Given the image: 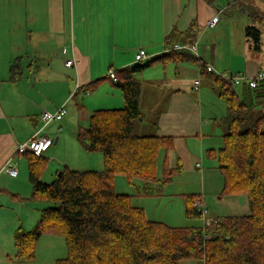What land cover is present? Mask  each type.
<instances>
[{"label":"crops","instance_id":"1","mask_svg":"<svg viewBox=\"0 0 264 264\" xmlns=\"http://www.w3.org/2000/svg\"><path fill=\"white\" fill-rule=\"evenodd\" d=\"M234 1L215 0L210 4L205 0H0V264H26L16 259V235L19 231H32L44 209L31 198L27 157L17 155L18 147L40 129L43 112H56L74 101L68 109L71 117L66 113L63 120L49 123L42 132L43 136L55 138L44 154L48 166L42 178L46 174L51 177L66 167L75 170L74 162L68 161L81 155L88 158L85 153L88 151L76 138L78 130L87 127L91 114L102 109V105L112 102L117 107L124 105L120 91L106 79L108 72L134 66L141 50L147 53L149 60L162 56L166 51V37L174 30L185 34L192 26L196 36L193 43L197 42L202 61L156 62L151 66L155 73L145 70L133 77L141 85L140 107L144 86L156 90L161 87H157L158 84L165 81V88L171 90L158 111L156 126L150 135L173 140V148L160 153L158 176L163 174L165 165L170 170L181 168L165 186L181 185L177 190L181 197H178L176 212L183 214L186 196H195L181 189L190 191L191 182L199 180L196 176L203 186L196 197L203 196L205 191L217 194V187L216 191L210 190L208 182L218 180V164L208 158L207 152L218 151L223 146L227 106L215 93L207 74H200L201 62L220 74L251 77L264 71V39L260 40L258 52L250 50L251 41L244 32L247 26H252L250 11L247 6L237 14L236 10L230 11ZM257 4L264 6L259 0ZM221 8L225 13L220 23L214 28L208 27V22ZM256 8L264 13V8ZM237 15L241 19H236ZM177 39L174 43L184 44L182 39ZM69 60L74 63L66 67ZM187 74L192 75L188 84L168 83L179 81ZM97 80L103 82L94 93L84 90ZM198 80L197 90L195 82ZM102 87L109 90L107 94L101 93L103 89L99 91ZM244 90L245 86L241 85V94ZM263 110L264 105L260 104L258 112ZM51 124L55 125L47 134ZM62 149H67L65 158L57 155ZM10 161L18 169L17 176L4 171ZM101 161L102 158L93 157V164L88 160L87 166H79L76 171H103ZM193 179L195 181H191ZM130 183H136L138 194L144 196L142 181ZM217 186L222 190V185ZM115 187L120 191L125 188L123 176L116 178ZM224 198L233 203L234 211L248 206L243 197L221 196L220 201ZM149 199L158 202V207L167 204L161 202L162 194ZM131 202L144 212L149 207L143 200L135 204L131 198ZM33 207L37 208L36 212ZM173 209L167 204L162 211L170 222ZM234 213V217L243 216ZM164 218L148 220L165 224ZM211 219L217 220L213 216ZM45 237L42 236L38 244ZM181 264L203 263L183 261Z\"/></svg>","mask_w":264,"mask_h":264},{"label":"trees","instance_id":"2","mask_svg":"<svg viewBox=\"0 0 264 264\" xmlns=\"http://www.w3.org/2000/svg\"><path fill=\"white\" fill-rule=\"evenodd\" d=\"M205 1L213 4L215 0ZM249 15L251 20L258 19L253 11ZM244 32L248 40L254 41L258 52L260 30L247 26ZM177 38L184 44H192L196 38L194 27L185 34L172 31L166 37L162 56L115 71L116 80L106 78L120 91L123 107L94 111L87 127L80 128L76 134L88 152L102 154L103 171H76L66 167L61 176L57 174L47 184L42 181V175L48 159L44 155L25 154L31 198L49 206L42 210L32 231H19L16 235L18 261H34L40 238L50 235L64 239L68 252L67 258L55 264H181L183 261L264 264V110L262 114L258 112L259 105H264V82L255 89L243 85L244 93L239 94L229 81L203 66L200 69V74H207L212 88L227 106L223 146L218 151L209 150L207 156L218 164L223 180L222 196L244 197L249 206L248 215L222 217L208 228H176L148 220L144 210L132 204L130 195L116 191V178L123 176L130 182L142 181L144 196L156 197L181 171L180 167L170 170L165 165L163 174L158 176L160 153L173 148L172 139L135 133V124L142 118L141 85L133 77L156 62L196 61L193 54L173 49ZM102 82L97 80L84 90L94 93ZM198 198H185L188 219H201L193 207ZM204 233L209 236L207 240Z\"/></svg>","mask_w":264,"mask_h":264},{"label":"rangeland","instance_id":"3","mask_svg":"<svg viewBox=\"0 0 264 264\" xmlns=\"http://www.w3.org/2000/svg\"><path fill=\"white\" fill-rule=\"evenodd\" d=\"M222 3H225L226 0H220ZM256 0H235L234 1V5L231 7L230 11L233 12V10H236V14L239 11H243L245 9V6H247V9H249L250 12H255V14L258 16V19L255 20H250L251 22L249 24H252V26L256 27L258 30H260V35L261 38L264 39V13L259 11L258 8H256L257 6L259 8H261V10H263L264 6H261L262 4H257V6L255 5ZM256 6V7H254ZM260 18H263L262 20H260ZM236 19H241L240 16H236ZM237 28V27H236ZM237 35V32H236ZM238 36V35H237ZM241 37H243V35H241ZM239 40H240V35H239ZM251 47L250 50H252V52H255V48H254V41L251 40ZM224 45H227L224 44ZM223 45V46H224ZM263 53H262V57L264 58V45H263ZM191 67V65H190ZM151 71L150 73H155L156 70H154V68L150 67L148 69H146V72ZM149 73V74H150ZM191 74H187L184 75L180 78L179 81H172V82H168L174 85H179V84H188L191 78ZM109 84V83H107ZM165 84L166 82L164 81V83H160L158 84L157 87L161 86L159 89L156 90H152L151 88H149L148 85L144 86V91H143V96L141 98V107H140V112H141V116L142 118L139 120V122H137L135 124V133L137 135H150L152 134V129L154 128L156 121H157V116H158V111L161 110V108L164 106V104L166 103L168 97L170 96L171 92L170 89H166L165 88ZM110 85V84H109ZM172 88L173 85H170ZM105 87V86H104ZM102 87L100 88L99 91H101V89H103V91L101 93H105L107 94L109 90H105V88ZM110 87V86H109ZM155 87V88H157ZM168 87V86H167ZM175 88V87H174ZM173 88V90H174ZM236 92L241 94V86H236L235 87ZM215 93L218 95L217 90H215ZM104 97H106V95H104ZM105 99H109V98H105ZM219 99H221L219 97ZM80 97H79V101H80ZM222 101V99H221ZM74 102V101H73ZM73 102H70L69 105L66 106V112L68 113V117H71V115L69 114V107L73 106ZM114 102H112V104H104L102 105V109H117V108H121V107H117L113 105ZM105 106V107H104ZM123 107V106H122ZM263 112H260L259 114H262ZM55 124H51L47 130L46 133L48 134L49 132H51V128L54 126ZM53 140H55V138H53ZM54 147V146H53ZM67 149H62L61 151L57 152V155L61 158H65L67 156ZM86 156H88V158H85L83 155L81 156H75L74 159L68 162H74L72 164V168L74 166L75 170H77V168H84L85 166H87L88 164V160L92 161L93 164V157L96 158H102L101 161V165H103V170H104V162H103V156L101 153H88L85 152ZM94 154V155H93ZM80 155V154H79ZM68 157H71L68 156ZM69 159V158H68ZM100 161V159H99ZM92 164H90V166H92ZM64 163L62 165V169L64 167ZM80 166V167H79ZM161 168V167H160ZM160 168L158 170V172H160ZM60 172H62V170L53 173V176H49V174H46V176L44 175L42 178V181L45 183H51L57 176V174H59ZM219 173V171H218ZM217 176V181L216 179H213L212 182H208L210 185L209 188L210 190L212 189V191H216V187H217V194L215 193H206L207 191H205V194L202 193L203 197H204V201L206 206L208 207V217H214V218H222V217H232L235 216L233 214H235L234 212H236V215L240 216V215H248L249 214V206H245L243 208H240L236 211H234L233 208V203L224 198L223 201H220V198L222 196V190L220 187L217 186V184L220 186L222 185V189H223V180L219 174L216 175ZM197 178H199V180L196 182L195 179L191 180V181H195V182H191V190L190 191H186L185 189H181V192H191L190 195H195L197 196V194H200V192H202L203 190V186L201 185V179L200 177L196 176ZM123 183H124V187L125 188H121L122 191H120L119 188H117V193L119 192V194H127L132 196V200L133 203H139L142 202V200L147 203V211H145V214L147 216V218L149 219H153L156 221H159L160 218L163 219V214L162 211L165 208V206L167 204H171L173 206V212L171 215L172 217V222H170L169 220L165 219L166 225L171 226V227H177V228H181V227H193V226H201L202 225V219L200 220H192V219H188L185 215V210L182 209L183 214L181 213H177L176 210H178L179 206H178V197H181V195L179 194V192H177V190H179V186H177L176 184L172 187L168 186L165 187V191L163 190L162 192V196H163V200L161 202H164V204L167 202L166 205H164V207H158L157 203L155 200L153 199H149L147 197H144L141 193L140 195L138 194V188H137V184L136 183H130L128 181L127 178L123 177ZM212 183V184H211ZM136 184V185H135ZM207 190V189H206ZM209 198V199H208ZM244 198V197H243ZM39 205V208H46L47 206H49L48 203H43V202H36L33 201ZM151 207V209H149ZM172 207H168V209H171ZM37 210V208L34 209L33 207V211ZM42 210V209H41ZM209 210H210V215H209ZM210 217V218H211ZM45 238L43 240V242L38 244L37 247V257L36 260L34 261H30V262H25L26 264H55V262L57 260H61V259H65L68 256V252H67V247H66V243L64 241V239L59 238V237H55V236H50V235H43Z\"/></svg>","mask_w":264,"mask_h":264},{"label":"built area","instance_id":"4","mask_svg":"<svg viewBox=\"0 0 264 264\" xmlns=\"http://www.w3.org/2000/svg\"><path fill=\"white\" fill-rule=\"evenodd\" d=\"M230 3L231 0H228ZM225 9H218L216 11V15L208 22L207 26L210 28L216 27L221 20V17L224 15ZM175 51H182V52H189L193 54L197 59L200 61L201 58L198 54V45L197 42L192 44H177L173 48ZM149 60V56L145 51H140L136 55V63H143L145 61ZM73 61L69 60L66 62V67H70L73 65ZM204 67L206 71L210 73H214L221 77L222 79H225L232 83L234 86L238 85H247L251 89L258 88L263 82H264V71L258 72L254 76H247V75H231V74H220L215 71V69L203 62H201V67ZM200 67V69H201ZM108 76H110L112 79L116 80V75L114 70H110L108 72ZM195 86L198 88L200 86V81L195 82ZM66 115V108L65 106L61 107L59 110H57L54 113L45 111L42 114V127L33 135V137L25 144L20 145L17 149V155H24L26 153H31L36 156H42L44 153L48 151V149L52 146L53 140L47 136H43L41 133L44 130V128L53 121H61L64 116ZM4 171L11 175V176H17L18 169L16 165H13L12 161L8 163V165L5 167ZM193 207L201 214L202 219V227L208 228L211 227L216 221L208 217V208L205 204V201L203 199V196H200L194 203ZM205 231V229H204ZM209 236L207 233H204V239L207 240Z\"/></svg>","mask_w":264,"mask_h":264},{"label":"water","instance_id":"5","mask_svg":"<svg viewBox=\"0 0 264 264\" xmlns=\"http://www.w3.org/2000/svg\"><path fill=\"white\" fill-rule=\"evenodd\" d=\"M61 174H62V173L60 172V173L58 174V176H61Z\"/></svg>","mask_w":264,"mask_h":264}]
</instances>
